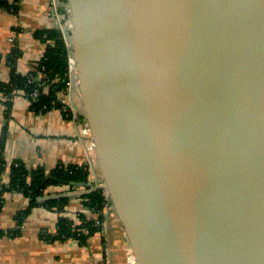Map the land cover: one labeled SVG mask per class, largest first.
<instances>
[{
	"label": "water",
	"instance_id": "water-1",
	"mask_svg": "<svg viewBox=\"0 0 264 264\" xmlns=\"http://www.w3.org/2000/svg\"><path fill=\"white\" fill-rule=\"evenodd\" d=\"M58 1L94 188L138 263L264 264V0Z\"/></svg>",
	"mask_w": 264,
	"mask_h": 264
},
{
	"label": "crops",
	"instance_id": "crops-1",
	"mask_svg": "<svg viewBox=\"0 0 264 264\" xmlns=\"http://www.w3.org/2000/svg\"><path fill=\"white\" fill-rule=\"evenodd\" d=\"M13 3V0H8ZM55 2V6H54ZM17 13L0 7V86L10 79L14 69L20 75L33 70L46 45L36 37L38 29L55 28L61 17L58 0H20ZM17 50L14 64L9 60ZM0 89V97H1ZM71 103L70 93L60 95ZM65 116L53 108L35 112L21 95H13L9 115L0 109V159L9 165L21 161L27 169L42 166L46 171L61 164L84 167L90 171V186L54 185L45 196H67L62 207L36 204L18 191H5L0 208V229L17 231L0 235V264H139L125 229L109 204L103 211L87 206L85 195L100 184L92 135L81 111ZM10 169L1 172V184H7ZM62 191L61 194H55ZM20 224L17 215L26 210ZM60 217L78 224L81 219L101 217L99 230L81 243L73 236L64 239L41 237L42 231L55 234ZM12 233V234H11Z\"/></svg>",
	"mask_w": 264,
	"mask_h": 264
},
{
	"label": "trees",
	"instance_id": "trees-1",
	"mask_svg": "<svg viewBox=\"0 0 264 264\" xmlns=\"http://www.w3.org/2000/svg\"><path fill=\"white\" fill-rule=\"evenodd\" d=\"M0 0V7L8 11L17 13L20 0ZM65 2V0H62ZM63 19H66L65 12L60 8ZM61 30L58 28H44L35 31L36 37L41 39L45 45L43 56L38 61L33 70L30 71L31 78L35 79L41 74L44 84L38 82H29L26 75L18 74L14 69L10 72V80L2 83L0 89L8 96L7 105L9 108L6 114L9 115L13 89H24L26 93L32 92L34 89L39 90V96L36 101L30 104V108L35 112H44L53 108H60L63 102L58 96L66 94L69 87V55L65 39L61 36ZM19 53L12 50L9 60L14 64ZM14 61V62H13ZM65 116H69V110L63 111ZM68 114V115H66ZM1 161V159H0ZM9 180L7 184L0 182V208L2 204V195L5 191H18L30 200V206L42 204L46 206L62 207L67 204V196L51 197L40 201L39 197L49 195L48 189L54 185H67L69 187L77 186L79 183H86L89 178L90 171L84 167L63 166L58 164L50 171H46L42 166L34 169H27L21 161H13L10 166ZM0 170V178H1ZM1 181V179H0ZM57 191L55 194H61ZM87 206L103 211L107 204L104 191L101 188L94 189L85 195ZM28 209L20 212L16 219L18 224L22 221ZM99 217V221H101ZM100 225L94 219H81L76 224L75 221L68 217H60L55 225V234H48L46 231L40 233L41 237L47 239H64L70 236L75 237L83 243L88 236L99 230ZM12 231H4L0 229V235L10 234ZM17 231H13L15 233ZM11 233V234H12Z\"/></svg>",
	"mask_w": 264,
	"mask_h": 264
},
{
	"label": "built area",
	"instance_id": "built-area-1",
	"mask_svg": "<svg viewBox=\"0 0 264 264\" xmlns=\"http://www.w3.org/2000/svg\"><path fill=\"white\" fill-rule=\"evenodd\" d=\"M56 1V0H55ZM63 4V11L65 12V16H66V19H63V16L61 14V17L62 18V22L60 23V26L61 28H67L69 27L70 25V20H69V17H68V9H67V6L66 4L64 3H61L60 6ZM55 2H54V6H55ZM64 20V22H63ZM60 21V19H59ZM66 42V41H65ZM28 78V81L29 82H38V83H41V84H44L45 81L41 78V74L39 76H37L35 79H32L31 78V74L30 72H28L26 74ZM11 94L15 95H21L22 97H24L26 99V101L29 103V105L33 102V101H36L38 96H39V90L38 89H34L32 92L30 93H26V91L24 89H13ZM58 98L63 102V105L62 107L60 108H57V109H60L62 112L63 111H66L67 109L69 110V114L70 113H75L76 110L73 108L72 104L71 103H68L66 102L62 97L58 96ZM8 96L2 92L1 93V97H0V109H2L5 113L7 111V109L9 108V106L7 105V102H8ZM68 115V114H66ZM11 166V163L9 165H7L6 163L0 161V170H3V169H6V168H10ZM69 187V186H67ZM104 194H105V191H104ZM45 196V195H44ZM97 224H100V221L97 220L96 221Z\"/></svg>",
	"mask_w": 264,
	"mask_h": 264
},
{
	"label": "rangeland",
	"instance_id": "rangeland-1",
	"mask_svg": "<svg viewBox=\"0 0 264 264\" xmlns=\"http://www.w3.org/2000/svg\"><path fill=\"white\" fill-rule=\"evenodd\" d=\"M60 8H62L63 9V4L61 5V7ZM60 14H62L61 12H59ZM63 22H64V20H63ZM68 91H69V89H68ZM67 91V92H68ZM73 96H74V99L77 101L78 99H79V97H78V95H77V93H76V91L74 92V94H73ZM95 148V147H94ZM114 209V208H113Z\"/></svg>",
	"mask_w": 264,
	"mask_h": 264
},
{
	"label": "flooded vegetation",
	"instance_id": "flooded-vegetation-1",
	"mask_svg": "<svg viewBox=\"0 0 264 264\" xmlns=\"http://www.w3.org/2000/svg\"><path fill=\"white\" fill-rule=\"evenodd\" d=\"M81 114H82V112H81ZM82 117L84 118V120H85V117H84V115L82 114Z\"/></svg>",
	"mask_w": 264,
	"mask_h": 264
}]
</instances>
